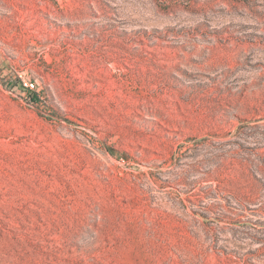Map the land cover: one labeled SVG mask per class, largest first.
Instances as JSON below:
<instances>
[{"label":"rangeland","instance_id":"rangeland-1","mask_svg":"<svg viewBox=\"0 0 264 264\" xmlns=\"http://www.w3.org/2000/svg\"><path fill=\"white\" fill-rule=\"evenodd\" d=\"M0 264H264V0H0Z\"/></svg>","mask_w":264,"mask_h":264},{"label":"built area","instance_id":"built-area-1","mask_svg":"<svg viewBox=\"0 0 264 264\" xmlns=\"http://www.w3.org/2000/svg\"><path fill=\"white\" fill-rule=\"evenodd\" d=\"M24 84H25L26 86H28V87H33V85H34L30 80H26V81H24Z\"/></svg>","mask_w":264,"mask_h":264}]
</instances>
